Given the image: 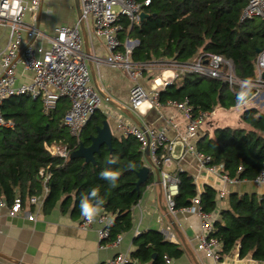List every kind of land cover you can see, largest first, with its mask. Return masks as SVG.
<instances>
[{
    "label": "trees",
    "instance_id": "1",
    "mask_svg": "<svg viewBox=\"0 0 264 264\" xmlns=\"http://www.w3.org/2000/svg\"><path fill=\"white\" fill-rule=\"evenodd\" d=\"M143 1V0H139ZM146 7L148 16L139 25H131L122 17V41L133 38L139 41L132 58L135 62L155 61L189 62L200 53L217 54L231 60L236 75L242 79L256 77L255 61L258 50H264V19L241 21L243 9L249 0H150ZM239 89L232 90L223 79L197 73L184 74L159 92L160 103L187 102L193 113L211 112L217 108L236 106ZM253 89V95L255 94ZM62 98L48 115L40 101L29 96H13L2 107L6 121L12 127L0 128V198L12 204L17 197L22 201L31 195L41 194L44 178L49 193L44 200V210L49 212L59 201L66 212L72 203L74 211L80 210V199L92 188L103 198L102 211L115 216L112 238L132 226L131 212L149 180L135 189L137 173L144 166V153L134 136H112L111 145L104 144L95 154L94 162L82 157L71 158L83 144H91V136L97 134L107 119L97 111L84 126L79 137L72 136L63 118L70 106ZM241 120L246 127L216 126L212 135L202 133L197 150L211 157V165L220 167L229 177L239 182H254L264 171V107L244 109ZM67 145L69 157L52 155L46 145ZM112 156L119 158L116 165L107 163ZM133 162L135 169L127 165ZM106 168L119 170L117 186L112 187L100 177ZM179 190L176 207L186 208L199 197L201 210L210 214L217 208V190L205 185L199 193L195 178L187 171H179ZM212 235L220 242L221 255L239 248L241 258L250 257L264 262V194L257 192L233 193L228 206L221 209ZM151 242V243H150ZM149 244H151L149 246ZM156 257L152 259V254ZM183 250L172 243H162V236L139 244L134 257L150 264H165V256L179 257Z\"/></svg>",
    "mask_w": 264,
    "mask_h": 264
},
{
    "label": "built area",
    "instance_id": "2",
    "mask_svg": "<svg viewBox=\"0 0 264 264\" xmlns=\"http://www.w3.org/2000/svg\"><path fill=\"white\" fill-rule=\"evenodd\" d=\"M150 3V0H80L81 17L77 23L59 25L53 34H47L37 25L42 0H0V24L6 25L10 31L8 45L0 53V128L13 126L12 122L5 120L2 112L5 101L13 96L26 95L32 100L40 101L47 115L56 108L62 98H67L70 106L63 118V123L69 128L72 136L79 137L84 126L100 109L103 102L101 94L92 83L81 24H90L91 34L104 41L107 50V56L104 59L106 64L112 68L122 69L133 80L129 101L130 109L137 114H142L144 107L161 108L162 104L158 97L162 87H166L175 79H180L184 74L197 73L223 79L229 83L233 91L240 88L243 80L236 75L233 62L217 54L200 53L185 63L135 62L132 53L139 41L133 38L121 40L123 26L120 20L125 17L131 25L141 24L148 16L146 7ZM27 14H30L29 19L26 17ZM252 18L264 19V0H249L243 9L240 20ZM18 65L32 75L30 80L20 81ZM157 68L166 69L164 73L171 71L172 79L167 80V77L155 79L152 89L148 91L141 81L146 73ZM255 68L256 77L253 82L256 84L254 88L256 92L253 97L258 94L264 96V50L258 54ZM167 104L174 106L185 118L184 130L178 131L176 139L171 140L169 137L168 126L142 129L124 115L118 116L117 123L124 135L134 136L140 142L146 164H148V158L159 168L162 191L166 196L170 212L176 214L180 209L176 207L175 201L179 190L177 173L183 170L178 169L176 173L167 170L173 165L176 157L181 158L185 153H191L195 155L201 167L217 173L224 182L238 184L239 181L229 177L220 167L211 165V157L197 150L195 141L199 138L207 120L215 114V110L195 114L187 102H168ZM167 124L174 128L178 127L173 118ZM176 145L182 146V153H176ZM47 149L52 155L69 157L67 145H47ZM40 174L44 178L43 193L31 195L24 202L17 197L12 204L0 198V216L3 211H6L10 217L25 215L30 221L36 220V214L30 211V207L41 206L49 193L47 182L50 175H45L43 169ZM254 183L257 186L264 185V171L257 176ZM227 197L226 191H217V208L214 212H221L219 203ZM184 209L191 212L198 211L202 216V234L198 237L197 245L199 251L213 258L214 264H222L220 242L212 235L215 222L218 220L214 212L204 213L200 207L199 197L193 199V205ZM80 227L83 229L96 227L102 249L109 242L118 246L122 241V235L112 239L113 223L107 212L102 211L91 224L87 223L83 217ZM163 233L168 240L175 237L170 228L163 229ZM131 263L129 254L119 253L103 264Z\"/></svg>",
    "mask_w": 264,
    "mask_h": 264
},
{
    "label": "crops",
    "instance_id": "3",
    "mask_svg": "<svg viewBox=\"0 0 264 264\" xmlns=\"http://www.w3.org/2000/svg\"><path fill=\"white\" fill-rule=\"evenodd\" d=\"M26 17L29 19L30 14H27ZM78 19L75 0H42L37 25L39 24V29L44 33L53 34L57 26L74 25ZM82 31L92 83L103 99L98 111L106 115L112 136L119 137L124 135L118 128L119 115H124L134 124L140 126L126 111V109L131 110L129 98L134 84L133 80L122 69L112 68L106 64L104 59L107 56V50L104 41L91 34L90 24H84ZM9 34V28L0 24V53L8 45ZM17 72L20 81H28L32 77L20 65L17 67ZM166 73L171 74V72ZM147 76L148 73L145 78ZM145 78L141 81L143 85ZM66 103L69 105L68 99ZM121 107L126 108L122 109ZM135 114L145 127L168 126V135L171 140L177 138L178 131L184 130L185 118L183 114L169 104H163L159 109L144 107L142 114ZM215 114H217L216 110ZM172 118L178 124L177 128L167 124ZM205 125L209 127L206 132L212 135L213 121L208 119ZM204 132L201 131L199 136ZM197 140L198 138L195 143ZM182 151V146L176 145V153L179 154ZM144 165L150 167L149 163L145 162ZM178 169L193 175L199 193L204 190L205 185H210L217 191H226L228 197L219 203L220 209L228 206L229 197L233 193L257 192L264 194V185L257 186L254 182L248 181L238 184L224 182L217 173L201 167L195 155L191 153H185L181 158L176 157L173 165L167 168L168 171L174 173ZM148 180L149 183L143 189L139 202L132 208L131 228L118 234L122 235L120 245L116 246L109 242L104 249L100 247L96 227L89 229L80 227L83 216L80 210L74 211V203L66 212L61 210V201L49 212H45L44 203L41 206H31L30 211L36 214L35 221H30L25 215L10 217L6 211H3L0 216V264H103L119 253L129 254L132 259L131 264H150L151 261H142L134 257L133 253L138 249L140 243L153 240L155 234L162 236V243L169 242L183 250L179 257L171 258L166 255L165 264H214L213 258L208 257L197 248L198 237L202 234L201 214L198 211L191 212L184 208H180L176 214L171 213L161 188V182L157 180L153 167H150ZM213 214L219 220L221 212L216 211ZM108 217L114 223L115 216L108 213ZM167 228H170L175 236L172 240H168L163 233V229ZM156 255L153 253L151 260ZM221 263L264 264V262L250 257L241 258L238 247L227 255H221Z\"/></svg>",
    "mask_w": 264,
    "mask_h": 264
},
{
    "label": "clouds",
    "instance_id": "4",
    "mask_svg": "<svg viewBox=\"0 0 264 264\" xmlns=\"http://www.w3.org/2000/svg\"><path fill=\"white\" fill-rule=\"evenodd\" d=\"M256 84L251 79H245L241 82L240 90L236 96V107L245 109L252 100L253 89ZM119 162V158L112 156L108 159L107 163L110 165H116ZM129 169H135L136 165L133 162H129L127 165ZM120 171L106 168L100 172V177L112 186H117V181L120 178ZM104 200L99 196L98 190L92 188L87 196H82L80 199V213L84 217L85 221L89 224L95 221V218L101 213Z\"/></svg>",
    "mask_w": 264,
    "mask_h": 264
},
{
    "label": "water",
    "instance_id": "5",
    "mask_svg": "<svg viewBox=\"0 0 264 264\" xmlns=\"http://www.w3.org/2000/svg\"><path fill=\"white\" fill-rule=\"evenodd\" d=\"M76 3V8H77V12L79 15V18L81 17V6H80V0H75ZM81 26L83 27V24H81ZM39 27V24H38ZM258 52L260 53L261 50H258ZM122 109H125L126 107H121ZM127 114L137 123L140 124V127L142 129H145V126L140 122V120L138 119L137 115L132 112L129 109H126ZM111 141H112V132H111V128L109 125V122L107 120L104 121L103 126L102 127H98L97 129V134L91 136V144L87 147H85L83 144L80 146V148L75 151L74 153H72L71 158H75V157H82L85 159L86 162H94L95 161V154L98 153L101 149V146L104 144L107 145H111ZM148 155V150L145 152V156L147 157ZM147 162L149 163L150 167H153L155 169V173L157 176V180L159 182H161L160 179V170L158 167L155 166V164L152 162V160L147 158ZM150 167L148 166H143L140 171L137 173L138 175V181L136 183V187L135 189L137 191L140 190V187L142 184L146 183L148 180V176H149V172H150Z\"/></svg>",
    "mask_w": 264,
    "mask_h": 264
},
{
    "label": "rangeland",
    "instance_id": "6",
    "mask_svg": "<svg viewBox=\"0 0 264 264\" xmlns=\"http://www.w3.org/2000/svg\"><path fill=\"white\" fill-rule=\"evenodd\" d=\"M164 70H166V69L157 68V69H153L150 72H148V76L144 80V83H145L144 86L147 88L148 91H150L152 89V84L155 83V79H159V78L163 79L166 77H167V80L172 79V77H171L172 73L169 76L167 73H164ZM169 72H171V71H169ZM168 77H170V78H168ZM159 82L162 83L161 81H159ZM163 88L164 87H162V89ZM39 104L42 106L41 102H39ZM263 105H264V96L262 94H258L252 98L251 103L246 108H249L252 106H257L259 108H262ZM215 110H216L217 114H214L212 117L209 118L213 121V124H214L213 127L214 128L216 126H221V127L229 126L232 128H236V127H246L247 128L248 125L245 124L241 120V114L244 111V109H240V108L235 106V107L227 108V109L226 108H217ZM207 129H209V127L207 125H204L202 127V131H206Z\"/></svg>",
    "mask_w": 264,
    "mask_h": 264
}]
</instances>
